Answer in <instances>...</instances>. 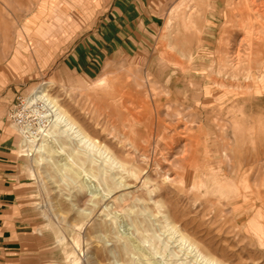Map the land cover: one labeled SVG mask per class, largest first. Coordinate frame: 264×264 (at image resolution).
I'll return each mask as SVG.
<instances>
[{
    "label": "rangeland",
    "instance_id": "374dc122",
    "mask_svg": "<svg viewBox=\"0 0 264 264\" xmlns=\"http://www.w3.org/2000/svg\"><path fill=\"white\" fill-rule=\"evenodd\" d=\"M180 1L129 16L119 0H0V145L16 194L0 264H203L174 229L222 264H264V68L253 48L264 9L205 0L206 20L185 30L197 2ZM180 51L193 54L185 70ZM203 84L206 96L239 103L261 91V102L242 127L228 99L199 105ZM39 85L123 168H98L96 148L88 161L64 137L57 166L34 163L19 114L37 126L25 102Z\"/></svg>",
    "mask_w": 264,
    "mask_h": 264
},
{
    "label": "bare ground",
    "instance_id": "6f19581e",
    "mask_svg": "<svg viewBox=\"0 0 264 264\" xmlns=\"http://www.w3.org/2000/svg\"><path fill=\"white\" fill-rule=\"evenodd\" d=\"M185 1L186 0H181L180 3L177 5V8L182 6ZM195 1L197 2V5L195 8L196 11L194 12V15L192 17L193 20L189 21V20H186L183 18H182V20H180V25L182 24L181 26L185 30L191 28V26L197 25V22L195 20L197 18L202 19V20L203 19L206 20V18H205V12H206L205 0H195ZM251 2H250V5H251ZM238 3L239 4L244 3V0H239ZM236 4H237V2H236ZM259 5L263 6V9H264V0H259ZM209 10H211V9H209ZM172 16H174V15L172 14ZM172 16L167 20V22L171 21ZM230 20H231V18L229 16L227 22H230ZM243 20L245 21V25H247L248 24L247 18L244 17ZM263 26H264V24H263ZM176 29H178L177 26H174L173 28L169 29L167 32V35H166V39H169V41H170L172 39V35ZM246 30H248V29H246ZM263 32H264V30H263ZM163 37L165 38V36H163ZM195 37H196L195 41L197 42V46H198L200 40L198 39V35H196ZM253 45H254L253 48L255 50V56L254 57H255V60H257L256 64L258 65V68H259L258 71L261 72L262 67L264 68V41L255 42ZM241 46H242V44H241ZM161 49H164V48H161ZM180 52L182 53L181 54L182 58H184L186 61H188V60L189 61L187 64L186 63L183 64L178 60L175 62L179 65V67L181 69L185 70L184 66L189 64V62L192 60L193 54L191 51L184 52V53L182 51H180ZM166 58H167V56H166ZM221 65H223V62ZM214 71H215V69H214ZM219 71H221V70L219 69ZM227 74L223 77H227ZM222 75H224V74H222ZM219 76H221V75H219ZM218 81L217 80L214 81V84L218 87H221V86L224 87V85H225L226 90L229 86H233V83H231L229 81H227V82H224V81L218 82ZM41 85H39L37 87V91H35L32 94V97L29 98V100L26 99V102H25V106L29 110L32 111L31 107L35 108V109H33V111L34 112L36 111L35 114L37 115V117L36 118L34 117V119L36 120L37 126L36 127L33 126L34 124L31 122V120L27 119V117H26L27 113L23 114L21 112L19 114V116L21 117V120H20L21 125L19 126V131L22 134V136L25 135V136H27L28 139H31V141H30L31 144L28 143V146L25 149L26 154H28V155H30L32 153L38 154V157L34 158V160H33L34 163L40 164L43 161H45V162H51V164L53 166H57L58 162L54 161L53 156H57V155L61 154V152H63L65 145H63V142H61L59 140V138L61 139V137H64L68 141V144L71 147H73L72 151H74V149L76 148V151L81 153V155L87 156L86 159L88 161L90 159L89 154L87 155V153H89V151H90V150H88L89 146L96 148V151H97L96 153L99 157V160L98 159H95V160L91 159L90 161L97 163L98 168L101 167V162L109 163L112 167H114L116 169L117 168H123V164L112 154V152L108 148H106L104 146H100L101 144L99 145V143L97 142L99 140H95L94 137H92L87 131H85L82 128V126L77 121H75V118L73 119V117H71L68 114V112H66V110L63 109V107L58 102V100L49 95L48 90L46 88H41L42 87ZM40 88H41V90H40ZM226 93L227 94H224L223 96L224 97H227V96L230 97L229 91H227ZM27 100H28V102H27ZM155 100H157V98ZM29 104L31 106H29ZM34 112H33V114H34ZM124 114L129 115V118H131L134 113H133L132 109H125ZM135 116L136 115L133 116L132 120H134ZM139 120H140V118L138 120L134 121L136 123V125L134 124L132 126V128L136 129L139 126L137 124V122ZM181 135H183V134H181ZM40 139H41V141H39ZM55 143L58 144L57 148L55 147ZM69 145H67V146H69ZM69 147H67V148H69ZM91 152H93V151H91ZM44 154H46V156L48 158L46 156H44ZM61 155H63V154H61ZM65 164H66V161L64 163L60 164V166L62 167ZM235 195L239 196L238 194H235ZM240 196L242 197L243 195L241 194ZM236 202L240 203L241 200H240V202H239V200H235V203ZM173 231H176V233L179 234V240L189 250V252L193 254L195 259L199 260L203 264H222L217 259H215V258L211 257L210 255H207L206 253L201 251L200 248L197 246V244L195 242H193L192 240H190L186 235H184L183 233H181L180 231H178L176 229H174ZM173 233H175V232H173Z\"/></svg>",
    "mask_w": 264,
    "mask_h": 264
},
{
    "label": "crops",
    "instance_id": "0c3cea01",
    "mask_svg": "<svg viewBox=\"0 0 264 264\" xmlns=\"http://www.w3.org/2000/svg\"><path fill=\"white\" fill-rule=\"evenodd\" d=\"M154 1L155 0H119V6H120V8L123 7L124 10L130 16L131 15L129 12L130 10L133 11V13L137 14V12H141L142 7H145V6L151 7L154 4ZM211 89H213V88H211ZM200 90H201L199 92L201 94V97L199 99L200 104L195 103L193 107H195V105L199 104L201 106H208L207 107V109H208L209 106L213 105V101L217 100L219 102H224L223 100L228 99V102L226 103L227 105H228V103L231 102V104H229V105L240 107V111L242 114V116H241V126L242 127L246 126L245 123L247 122L246 121L247 112H248L247 109L252 105H259V103L261 102V91L258 93L252 94L251 97H249L247 99L244 98L242 100V102L240 101L238 103L237 101H234V97H228V96L224 97L222 92H218V94L214 95V96L211 94H210V96H206V94L209 92L208 90H210L209 88H206V84L200 85ZM218 90L221 91L222 90L221 87H218ZM197 91H198V89H197ZM215 91H216V89H215ZM200 110L205 111L206 109H204L202 107V109H200ZM200 110H197V111L200 112ZM257 111H259L258 108H257ZM257 111H256V114H257ZM196 113L197 112H195L194 114L196 115ZM199 115H200V113H199ZM201 115H200V120H198V122L200 123L199 126H204L205 122L202 121ZM206 115L207 114H205L204 116H206ZM198 118H199V116H198ZM259 132H260V128H258V134H259ZM258 134H257V136L259 138ZM259 146L260 145L258 144L256 148L260 152V150L258 149ZM3 147L4 146L0 145V244L5 242V239L7 238L5 236V233L10 232V230L5 229V217L8 216V211L10 210V206L12 205L11 203L16 201V194L12 190L13 182L11 181V176H10L13 173L8 171L11 168L9 166L10 159L3 154V153H7L6 151L3 150Z\"/></svg>",
    "mask_w": 264,
    "mask_h": 264
}]
</instances>
